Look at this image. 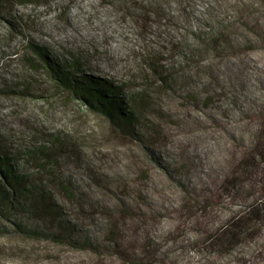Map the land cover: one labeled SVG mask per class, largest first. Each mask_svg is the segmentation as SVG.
I'll return each instance as SVG.
<instances>
[{"label":"trees","instance_id":"trees-1","mask_svg":"<svg viewBox=\"0 0 264 264\" xmlns=\"http://www.w3.org/2000/svg\"><path fill=\"white\" fill-rule=\"evenodd\" d=\"M39 1L0 0V15ZM114 3L144 42L121 77L116 66L86 73L91 45L41 44L9 12L25 45H0L18 79H0V92L50 107L17 111L23 134L0 126V252L46 243L83 252L85 264H179L182 251L193 255L187 264H264V79L256 96L243 82L250 54L264 52V0ZM154 33L161 39L149 44ZM38 81L48 87L35 89ZM74 101L105 125H49ZM192 110L195 128L184 124ZM183 134L216 145L209 168L188 145L172 154Z\"/></svg>","mask_w":264,"mask_h":264},{"label":"rangeland","instance_id":"rangeland-1","mask_svg":"<svg viewBox=\"0 0 264 264\" xmlns=\"http://www.w3.org/2000/svg\"><path fill=\"white\" fill-rule=\"evenodd\" d=\"M197 1L200 4H204L210 0ZM38 3L39 5H35L34 3L26 5L16 4L14 8L0 15V21L3 23L0 25V37L2 38L0 45L10 44L11 48L8 50L11 51L13 49L12 47L18 51V48L22 49L24 47L23 45H25L21 36H15L16 32L8 22L10 20L12 22L16 21L9 14V12L15 10L19 16L23 17L22 24L25 25L26 29L30 28L27 31V38H34L41 44L59 50H62L63 47H71L73 49H79L80 47L81 49L82 44H84L83 47L85 48L91 45V49L93 47L94 51L97 52V56L92 59V63H85L84 70H86V73L108 76L115 74V71H113L115 66L120 77L124 74L132 73L134 67V61L132 60L136 51H139V47L144 42L141 39L135 40L132 24L126 18L121 17L117 11V7L114 6V0H40ZM17 23L18 21L15 22V24ZM158 39L161 38H159L158 34L154 33L147 41L150 44V42L152 43L154 41L159 42ZM60 52L63 53L64 51ZM250 60L249 66L251 65V68L248 69V73L243 77V82L250 87L249 92L253 96H256L260 94L257 86L258 78L261 77L264 79V52L261 50L253 51L250 54ZM3 61L0 62V79L2 82L8 83L9 81L15 82L18 80L14 77L15 73L11 72L14 65L7 66L8 59L6 58ZM28 78L33 80L32 77ZM34 78L39 79L36 73ZM41 82L34 83L35 89H39L41 86L48 87L46 83L42 84ZM34 94L37 93L35 92ZM6 96L5 93L0 92V126L7 125L13 128V130L20 132V134L30 130L28 126L21 124L19 117H16L17 111H22L23 108H26L24 106H27L26 109H32L35 103L38 107L43 105V109L45 110L50 107L43 100L32 103L30 100L18 101ZM66 107H69V109L64 111L62 108ZM70 107L75 112H72ZM78 108L83 110L84 118H80L81 115L79 116L78 112H76ZM27 112L30 113V111ZM27 112H24L23 116H28L26 114ZM190 113L193 119L188 121V123L184 122V124L189 125V127H194V118L199 113L193 110ZM232 114H234L232 119H238V116L235 115L236 112ZM30 118L32 120V117ZM101 119L96 114L85 110L78 101H74L70 106L64 105L58 110H54L52 112V122L49 125L56 129H65L67 126L73 124L79 129L84 130L90 128L97 132L98 128L101 129L105 125ZM25 120L22 119L24 122ZM35 127H38V125H35ZM187 129L189 128L187 127ZM30 135L33 134L31 133ZM190 141L191 137L186 134H183V136L176 135L174 137L175 144L170 148L172 154L179 156L182 149H185L188 145V155H197L202 158L204 160V166L209 168L213 160L212 157L217 156L216 154L218 153L216 145L208 141H202L201 145L195 143L193 145ZM114 162L117 163L118 161L115 159ZM179 253H182L179 256V264H187L188 261L194 259L191 252L182 251ZM86 257V254H83V252L70 250L67 246L32 243L23 248L18 247L16 249L13 246H9L5 251L2 250L0 252V264H83L82 262L85 264ZM224 262L225 264H238L235 262V257L233 256L222 260L221 264H224Z\"/></svg>","mask_w":264,"mask_h":264}]
</instances>
